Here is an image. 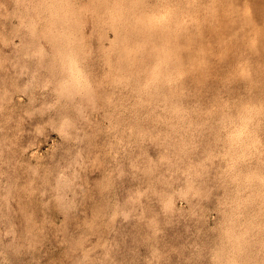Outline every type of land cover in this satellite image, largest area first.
Listing matches in <instances>:
<instances>
[{
  "label": "rangeland",
  "instance_id": "rangeland-1",
  "mask_svg": "<svg viewBox=\"0 0 264 264\" xmlns=\"http://www.w3.org/2000/svg\"><path fill=\"white\" fill-rule=\"evenodd\" d=\"M134 1L0 0V264H264V0Z\"/></svg>",
  "mask_w": 264,
  "mask_h": 264
},
{
  "label": "bare ground",
  "instance_id": "bare-ground-1",
  "mask_svg": "<svg viewBox=\"0 0 264 264\" xmlns=\"http://www.w3.org/2000/svg\"><path fill=\"white\" fill-rule=\"evenodd\" d=\"M60 1V0H59ZM133 2H135L134 0H133ZM144 3V2H143ZM55 4V3H54ZM133 4V3H132ZM59 5V4H58ZM134 5V4H133ZM132 5V6H133ZM129 6V5H128ZM51 7V6H50ZM57 7V6H56ZM70 7H68V9H69ZM52 9V8H51ZM115 10V9H114ZM130 10V9H129ZM45 12V11H44ZM43 12V13H44ZM52 12V11H51ZM121 12H123V11H121ZM120 12V13H121ZM132 12V11H131ZM171 12V11H170ZM39 13V12H38ZM64 15V14H63ZM169 15V14H168ZM125 16V15H124ZM52 17V16H51ZM119 17V16H118ZM131 17V16H130ZM162 17V16H161ZM49 18V17H48ZM47 18V19H48ZM129 19V18H128ZM56 22H58V21H56ZM167 24V23H166ZM64 25V24H63ZM168 25V24H167ZM167 27V26H166ZM118 28V27H117ZM133 30V29H132ZM174 34V33H173ZM165 36V35H164ZM141 42V41H140ZM115 44V43H114ZM167 45V44H166ZM138 47V46H137ZM136 47V48H137ZM125 48V47H124ZM169 52V51H168ZM115 53V52H114ZM153 53V52H152ZM127 55V54H126ZM171 57V56H170ZM116 60V59H115ZM116 62V61H115ZM156 63V62H155ZM113 64H114V62H113ZM64 65V64H63ZM80 65V64H79ZM144 65V64H143ZM142 66V65H141ZM156 66V65H155ZM146 67V66H145ZM172 67H173V65H172ZM152 68V67H151ZM169 68V67H168ZM69 69V68H68ZM113 69V68H112ZM148 69V68H147ZM153 69V68H152ZM155 69V68H154ZM159 69V68H158ZM66 70V69H65ZM79 70V69H78ZM178 70V69H177ZM179 71H181V69L179 70ZM83 72V71H82ZM120 72V71H119ZM135 72V71H134ZM150 72H151V69H150ZM178 72V71H177ZM192 72V71H191ZM149 73V72H148ZM179 73V72H178ZM138 74V73H137ZM143 74V73H142ZM150 74V73H149ZM180 74V73H179ZM124 75H125V73H124ZM123 75V76H124ZM144 76V75H143ZM165 76V75H164ZM136 77V76H135ZM142 77V76H141ZM146 77V76H145ZM166 79V78H165ZM125 80V79H124ZM162 80V79H161ZM149 81V80H148ZM152 85V84H151ZM145 86V85H144ZM146 87V86H145ZM149 89V88H148ZM147 93V92H146ZM150 94V93H149ZM155 94V93H154ZM160 94V93H159ZM254 175V174H253ZM257 179V178H256ZM256 219V218H255ZM249 223V222H248ZM253 224V223H252ZM251 224V225H252ZM254 226V225H253ZM249 227V226H248ZM250 230H252V229H250ZM243 237V236H242ZM236 239V238H235ZM239 239V238H238ZM242 240V239H241ZM253 244V243H252ZM234 245V244H233ZM245 247V246H244ZM242 248V247H241ZM238 250V249H237ZM241 251V250H240ZM242 251H243V249H242ZM242 253V252H241ZM250 257V256H249ZM235 258V257H234ZM238 259V258H237ZM235 262V261H234ZM256 262V261H255ZM252 264H254V263H252Z\"/></svg>",
  "mask_w": 264,
  "mask_h": 264
}]
</instances>
